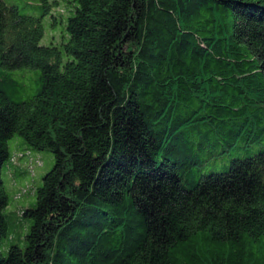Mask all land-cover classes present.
<instances>
[{"label": "trees", "instance_id": "trees-1", "mask_svg": "<svg viewBox=\"0 0 264 264\" xmlns=\"http://www.w3.org/2000/svg\"><path fill=\"white\" fill-rule=\"evenodd\" d=\"M28 1L0 0V264H264V0ZM14 136L54 161L22 247Z\"/></svg>", "mask_w": 264, "mask_h": 264}, {"label": "rangeland", "instance_id": "rangeland-1", "mask_svg": "<svg viewBox=\"0 0 264 264\" xmlns=\"http://www.w3.org/2000/svg\"><path fill=\"white\" fill-rule=\"evenodd\" d=\"M4 3L7 5H16L20 8V12L23 14H29L33 16H38L39 15V10L37 9H32L31 7L26 5V2H29L28 0H2ZM61 5H63V1H61ZM63 8H58L57 11L62 12ZM49 23H51V18L47 17L44 19V29H45V35L41 40V44L44 45H49L52 40H49V36L54 35V32H47V30L50 28L52 31L53 27H49ZM48 35V37H47ZM53 43V42H52ZM57 43V42H56ZM32 77V72L30 73ZM19 142H23L22 138L18 136H14L12 139L8 141V147L10 153L13 155L12 157V163L15 169H24L22 175H18L17 177V185L16 187L12 188L11 186L8 185L7 182V177L9 176H14L13 172V167L10 166L6 169V173H2V179L4 182L5 189L8 193L9 196V203L8 206L5 208V214L12 218V220L15 222L14 223V230L12 228V236L14 237L13 243L18 244L19 246H23V241H20L19 239H23L24 236L26 235L28 228H29V223L28 222H23V219L17 218L18 222L15 220L13 215L16 214L18 207L21 208H28L32 207L33 203L35 202V195H34V189L39 186L42 182V177L51 169L53 165V156L49 151H28L25 150L26 146L24 147V150H22V155L21 152H16L15 147L16 144ZM246 153L241 152L240 156L243 157L245 156ZM234 157V155H233ZM228 163V160L225 161ZM11 184L14 185V181H11ZM17 187H22L24 188V191L28 189V192L23 195L20 199L15 200L12 198V194L14 191H16ZM8 217L10 220L11 218ZM19 221H22L23 223H20ZM11 241L4 240L5 244L10 243Z\"/></svg>", "mask_w": 264, "mask_h": 264}]
</instances>
